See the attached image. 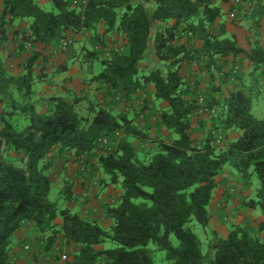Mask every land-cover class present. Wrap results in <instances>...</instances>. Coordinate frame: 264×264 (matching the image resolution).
Returning <instances> with one entry per match:
<instances>
[{"label": "trees", "instance_id": "1", "mask_svg": "<svg viewBox=\"0 0 264 264\" xmlns=\"http://www.w3.org/2000/svg\"><path fill=\"white\" fill-rule=\"evenodd\" d=\"M231 1L153 0L150 18L143 0H50L51 10L38 0H1L0 46L7 40V24L27 19V28L13 33L21 51L28 45L32 50L17 74L9 72L0 56V264H10L14 234L27 225L53 264H154L151 241L164 251L166 264H264V241L251 227L233 223L226 235L209 228L217 177L227 167L241 178L244 189L255 192L238 204L264 213V118L252 113L264 78V47L255 38L247 50L228 35L220 20L221 4ZM235 1L234 19L249 22L257 35L264 0ZM152 20L162 26L153 27ZM78 36L82 42L77 53L65 52ZM65 39L71 42L63 52L90 67L96 62L102 66L90 82L108 94L130 99L153 86L154 99L166 103L157 109L155 137L149 125L140 127L134 117L114 113L108 104L91 103L92 112L81 115L77 105L82 97L43 93L52 81L43 65L47 58L37 46L60 47ZM151 40L160 64L144 72L138 64ZM243 59L252 64L248 75L235 69V62ZM228 61L234 64L225 70ZM185 62L210 76L203 103L199 80L191 83L181 75ZM65 70L62 63L54 72ZM202 113L207 118L194 124L193 118ZM161 129L176 138L165 139ZM229 132L240 135L230 139ZM128 137L151 138L156 148L141 158ZM221 138L223 145L217 147ZM102 139L110 147L97 155ZM5 148L22 155L25 167L8 162ZM56 148L78 159L97 156L105 183L121 189L116 203L103 205L108 227L69 207L59 208L50 198L52 163L47 156ZM71 190L66 181V200L72 198ZM193 220L210 230L208 258L189 226ZM59 234L71 248L61 263L56 254Z\"/></svg>", "mask_w": 264, "mask_h": 264}, {"label": "rangeland", "instance_id": "2", "mask_svg": "<svg viewBox=\"0 0 264 264\" xmlns=\"http://www.w3.org/2000/svg\"><path fill=\"white\" fill-rule=\"evenodd\" d=\"M38 3L44 10H51L52 4L50 0H38ZM153 0H143V5L145 6L149 16L151 15V11L153 8ZM151 18V16H150ZM25 22H28L27 19L24 20V22H13L7 24V40L2 43L0 46V56L9 70V72L13 74H17L20 71V65L21 63L27 58V56L30 54L32 48L31 46H26L25 51H21L18 47V43L16 37L14 36V31L16 29L24 30L27 28V25ZM230 23L232 24L233 29H238L240 27V33L243 32L244 36L241 38L246 40L245 38H249V34L251 31L250 27L247 26H238L237 23L234 22V18H231ZM157 23L152 20V25L155 27ZM247 28L248 31H247ZM239 33V35H240ZM241 33V34H243ZM82 39L81 37H76L74 39V42L72 43L71 47L67 49V51H78L80 45H81ZM39 51H41V54L46 56L49 66L48 68H54V65H60L62 62L61 59H63V50L58 47H53V50L50 48H38ZM79 64L77 65V71L78 73H82L83 79L81 78L77 83L74 84V87L76 88L73 90L70 88V91H72L73 94L82 97V100L77 105V110L79 114L86 115L89 112H92V109L90 108V102L95 104H105L111 107L110 101L107 100V97L110 99L115 100L114 102V109L113 112H119L123 111L126 112L130 117H135L134 122L139 125L140 127H145L147 121H153V118H155V115L157 113V108L155 110V106L159 108L158 103L152 104L154 105V111L151 105V102L153 101L152 97L148 95L147 93L141 96H134L130 99H126L123 95L116 94L111 95L106 92L104 88H95L90 87L89 92L84 93L81 89V86L89 85L90 86V79L92 76L87 75L88 71V65H84L80 63L79 59L77 58ZM97 63V62H96ZM98 68H102L100 64L97 63ZM47 67H45L46 69ZM82 71V72H81ZM93 73V71L91 72ZM188 71L184 72V74H187ZM92 75V74H91ZM60 76V75H56ZM57 80L59 77L56 78ZM199 80V84L197 86V89L199 91L200 98H203V96L206 95V89L207 84L210 79V76L206 71L199 72L196 75L194 74L192 77V83ZM264 84L262 83L260 85L261 90L258 91V96L253 99L252 101V113L257 118H264ZM55 94H57V89L53 90ZM53 92V93H54ZM68 94V93H67ZM86 95V96H85ZM144 103H147L148 106L146 107V111L144 109L142 110L141 107L144 106ZM203 103V102H202ZM113 105V103H112ZM146 105V104H145ZM150 105V109H149ZM119 108H115V107ZM2 108V105L0 103V110ZM149 109V111H148ZM148 111V112H147ZM199 116H202V119L207 118L205 114L197 115L193 118V123L197 124V121L200 119ZM153 126L154 124H150V126ZM155 126V125H154ZM151 137H155L157 129H149ZM160 134L167 140H171L176 138L175 134L170 135L168 132H166L164 135L162 133V130L160 131ZM118 137L121 136V133H118ZM128 139L131 141V143L135 146L137 149L139 156L142 158L146 155V153L151 152L155 150L156 145L155 143L150 139H137L134 137H128ZM222 139V138H221ZM218 140L216 142L217 147H221L223 145V139ZM110 147V142L106 140V143L100 144V149L97 150V155L101 154L105 148ZM4 156L5 159L8 162L13 163L14 165L25 167V161L22 155H18L11 149H4ZM47 160L51 162L50 169L48 170V175L51 180V193L50 198L56 202L57 206L59 208L62 207H72L75 212L80 213L83 216H87L90 219H95L98 221L102 226L108 227L110 225V219L109 217L103 212V205L105 203H111L114 204L118 201L119 196L121 194V189L118 186L106 184L104 175L102 174L101 170L99 169V166L97 164V156H93L90 158L83 157L82 159H78L75 157V155L70 152H59L58 148L52 150V152L47 156ZM231 177V181L236 184L235 180L236 177H232L231 174H229ZM66 181H69L72 183V187L75 186V184H79V192L76 193V195L72 196L70 200H66L64 198V195L62 193V189L65 186ZM253 184L254 187L259 186V180L256 176L253 177ZM62 186V187H61ZM61 187V188H60ZM253 188V187H252ZM72 191V190H71ZM237 192L240 193V188L238 187ZM236 199V198H235ZM231 206V204L229 205ZM218 207H220L218 205ZM227 206H223L224 209H226ZM231 210L229 213H232ZM236 216H241L242 219H246V216H244L241 212L236 213ZM249 218V217H248ZM58 219H61L60 217ZM56 221V220H55ZM61 223L55 222L56 226H60ZM191 230L198 236V238L201 241V248L203 254L208 258L210 256L209 253V239L211 237L210 230H205L203 227L195 220H193L189 224ZM15 238H13V243L11 245V251L14 249V253L10 258V263L12 264H53L54 259L52 255L45 252L42 246L41 240L32 232V228L27 225L18 230L16 234H14ZM106 245H110L107 243ZM112 245V244H111ZM101 247V246H98ZM148 247L155 251V257H154V264H166L167 261L165 259V253L164 251L157 250L154 242H149ZM71 250L70 247H68L65 242L62 234H59L58 240L56 243V254L59 257L57 260L59 263L62 262V256H66L68 258L69 251ZM64 262V261H63Z\"/></svg>", "mask_w": 264, "mask_h": 264}, {"label": "crops", "instance_id": "3", "mask_svg": "<svg viewBox=\"0 0 264 264\" xmlns=\"http://www.w3.org/2000/svg\"><path fill=\"white\" fill-rule=\"evenodd\" d=\"M235 3H236V1L233 0L231 2L221 4L222 17L220 18V20L225 22V26H226V30H227L228 35L234 36L237 39L238 44L245 47L247 50L250 48V44L255 38H258L260 43L264 47V22H263V25L258 29V34L254 35V33L256 32V29H254L253 26L249 22H246L245 20L240 21L238 19H234V22L237 23L238 26L243 25V27L244 26L250 27L249 31H251V32L248 35L249 38L248 37L245 38L246 39L245 41L243 38H241L242 36H244V33L243 32H241L243 34L240 33V30H241L240 27H238V29L232 28V24L230 23V21H231V18H234V14H232V7ZM0 5H1V0H0ZM24 20H26V19L21 20V22H24ZM13 22H19V20H14ZM25 23H26V25H28V22H25ZM156 26L159 27V26H162V24H156ZM247 27H246V29L248 31L249 28H247ZM239 33H240V35H239ZM181 41H188V40L186 39V37H182ZM200 45H201L200 41L195 42V46L199 47ZM38 48L39 49L40 48H50L51 50H53V47H43L41 45H39ZM60 62L67 64V70H65L64 72H60V73L54 72V70L58 67V64L54 65L55 67L52 69V68H48V66H49L48 61H45L43 63V65L45 67H47L45 69V73H47L48 76H51V81H52V83H49L43 87V93L51 94L54 92L53 90L57 89V91H59V92H57V94L64 95V96H66L68 94H72V91H70V88L75 90L76 88L74 87V84L77 83L81 78L83 79L82 73L77 72V71H79L77 69V65L79 64V62H78L76 56L73 55L71 57L68 54L64 53L63 59H61ZM80 63H82V62H80ZM82 64L87 65L85 63H82ZM159 64H160V59L157 57V55L155 53L154 43L151 40L149 42L148 48L146 50V58H145V60L140 62L138 64V66L140 67V69L142 71L146 72V71H148L149 68L156 66V65H159ZM233 64H234L233 62L228 61L225 70L231 68V66H233ZM237 67H239L241 69V71H243L247 75L252 70V64L249 63V61L246 59L239 61L238 64H237V62H235V69H237ZM101 69L102 68L97 67V63H93V65L91 67L88 65V71H87L88 74L87 75L93 76L94 74H96ZM92 71H93V73H91ZM180 71H181V75L186 80H188L190 82L192 81L191 79H192L193 75L194 74L196 75L197 73H199L198 67L195 63H187V62H185L183 64ZM186 71H188V73L184 74V72H186ZM57 74L60 76H56ZM57 77H59L58 80L56 79ZM210 80L211 79H209L208 83L210 82ZM90 83H91L90 86L89 85L81 86V89L83 90L84 93L89 92L90 87L97 88L99 86V84L95 81L90 82ZM262 83L264 84V78L261 81L260 85ZM260 85H259L258 91L261 90ZM207 86H208V84H207ZM263 88H264V86H263ZM153 92H154L153 86L149 85L146 90L139 91L136 95L137 96H141V95L144 96V94L147 93L153 99V101L151 102V105L158 103L159 108L166 106L165 102L158 101V100L154 99ZM107 100L108 101L112 100V101H110V105H111L110 108L113 111L114 106H115L114 105L115 100L110 99L109 97H107ZM112 103H113V105H112ZM89 104H91V102ZM147 106H148V104H147ZM146 107H145V103H144V106L141 108H142V110L144 109V111H146L147 110ZM115 108H119V107L117 106ZM152 108L154 111V105H152ZM156 108L158 109V107L155 106V110H156ZM149 109H150V105H149ZM149 109H148V111H149ZM202 114H204V113H202ZM198 118H202V116H199ZM134 119H135V117H134ZM158 119H159V114L156 113L155 118H153V121L152 122L149 121V123L147 121L145 127H148V125L150 126V124L155 125L156 121ZM154 125L153 126L151 125L150 127L155 129V130L158 129ZM161 130H162L163 135L167 132L164 129H161ZM239 135H240L239 132H229L228 136L230 139H235ZM235 173L236 172L234 171L233 168L227 167V168H225L224 173L221 176L217 177V187L214 190V196H213V199L209 205V211L211 214L209 228L211 230L218 232L221 235H226L227 232L231 229L233 223L244 224V225L251 227L253 232L255 234H257L261 240L264 241V213H262L259 209L245 208V207H241L238 204V201L242 196H244V197L253 196L255 194V192L253 189H244L243 181L241 180V178L236 177ZM229 174H231L232 177H236V180H235L236 184H234V182L231 181V177L229 176ZM238 187L240 188V193L236 191ZM77 192H79V184H75V186L72 187L73 196L76 195ZM230 204H231V206H229ZM218 205L220 207H218ZM224 205L225 206L228 205V207L226 209H224L223 208ZM72 207L71 208L69 207V208L72 211H74ZM231 210H234V211H232V213H229ZM238 212H241L244 216H246V219L243 220L241 216H236V213H238ZM55 222L61 223V219L57 218ZM261 223L263 224V226H262V229H259L258 227ZM18 230L15 232V234L18 232ZM14 238H15V236H14ZM13 251H14V249H12V251L10 252V258L13 255L12 253H14ZM10 264H12V263H10Z\"/></svg>", "mask_w": 264, "mask_h": 264}, {"label": "built area", "instance_id": "4", "mask_svg": "<svg viewBox=\"0 0 264 264\" xmlns=\"http://www.w3.org/2000/svg\"><path fill=\"white\" fill-rule=\"evenodd\" d=\"M70 42H71L70 40H66V39L65 40H61L60 48L62 50H64L67 47V45L70 44ZM202 100H203L202 98L199 99L200 102H202ZM104 143H106V139H102L101 142H100V144H104ZM66 259H67L66 256H62V262L65 261Z\"/></svg>", "mask_w": 264, "mask_h": 264}]
</instances>
